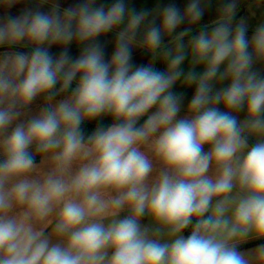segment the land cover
Returning a JSON list of instances; mask_svg holds the SVG:
<instances>
[{"label": "clouds", "instance_id": "9594fccd", "mask_svg": "<svg viewBox=\"0 0 264 264\" xmlns=\"http://www.w3.org/2000/svg\"><path fill=\"white\" fill-rule=\"evenodd\" d=\"M22 2L0 0V264H264L241 250L264 241V15Z\"/></svg>", "mask_w": 264, "mask_h": 264}, {"label": "crops", "instance_id": "0c3cea01", "mask_svg": "<svg viewBox=\"0 0 264 264\" xmlns=\"http://www.w3.org/2000/svg\"><path fill=\"white\" fill-rule=\"evenodd\" d=\"M60 2H61L62 7H68L69 5H73L76 2H78V0H60ZM98 2L99 3H111L112 0H98ZM187 2H188V0H129L130 6L135 7L138 10H140V9L151 10V9L155 8L158 4L160 6H163V5H166L168 3H176L178 7L183 9V7L186 5ZM250 3H251V0H247V2L242 6V10L239 14V17L243 16V17L250 18L251 24H252V23H256L257 19H260L262 17V15H264V9L253 8L251 11L255 12V18H252L251 12L249 11V4ZM30 6H31L30 0H23L22 3L16 5L10 11L12 14L18 15L20 10H22L25 7H30ZM2 14H3V11L0 10V15H2ZM216 15H217V0H212V5L210 8H208L206 10L205 16H204L203 20L201 21V24L209 22ZM186 26L187 25L181 26V30L183 29V27H186ZM100 39L105 44L106 58H108V57H110L111 52L113 50V46H114L113 41H114L115 37L113 34L110 33L106 37H101ZM51 51L55 54H58L60 49L57 47H53L51 49ZM70 51H71V55L74 57L79 55V49L75 45L70 46ZM149 58H150L149 56H147L146 54H144L143 52H141L139 50L133 51V61L135 64H146L147 61L149 60ZM188 102L189 101L184 102V107L187 106ZM36 103L39 104L40 101L38 100ZM34 107H35V105H34ZM181 115H183V112L181 113ZM243 115H244L243 113L239 114L241 119L243 118ZM37 163H39V159L37 160ZM143 222L146 223L147 221L145 220ZM258 243H264V241H257V243L250 245V246H247V247H243L241 250L253 248Z\"/></svg>", "mask_w": 264, "mask_h": 264}, {"label": "trees", "instance_id": "16d2710c", "mask_svg": "<svg viewBox=\"0 0 264 264\" xmlns=\"http://www.w3.org/2000/svg\"><path fill=\"white\" fill-rule=\"evenodd\" d=\"M157 67H158V68H161V70L163 69V65L158 64ZM142 122H143V120L141 121V123H142ZM102 123H103L105 126H107L108 124L111 123V119H110V118H105V119L103 120ZM95 126H96V122L85 123V124L83 125V128H84L85 133H86V134H90V133L94 130ZM38 159H39V157H37V160H38ZM184 234H185V236H187V235L189 234V230H185V233H184ZM255 243H257V241L252 242V243H249V244H246V245H243L242 248H243V247L250 246V245H253V244H255Z\"/></svg>", "mask_w": 264, "mask_h": 264}, {"label": "rangeland", "instance_id": "374dc122", "mask_svg": "<svg viewBox=\"0 0 264 264\" xmlns=\"http://www.w3.org/2000/svg\"><path fill=\"white\" fill-rule=\"evenodd\" d=\"M245 3H246V2H245ZM245 3H242V4L240 5V9H239L238 17H237V18H239V14H240V12H241V10H242V6H243ZM252 24L254 25L255 23H252ZM251 34H252V29L250 28V29H249V35H251ZM194 88H195V86L193 85L192 87L183 90V91H184V95H185L184 102H185V101H190V99H191V97H192V95H193V93H194ZM174 91H181V89L179 88V86H177V87L174 89Z\"/></svg>", "mask_w": 264, "mask_h": 264}]
</instances>
